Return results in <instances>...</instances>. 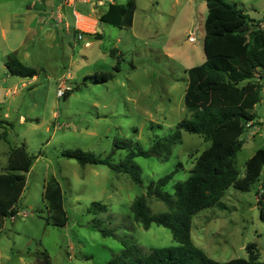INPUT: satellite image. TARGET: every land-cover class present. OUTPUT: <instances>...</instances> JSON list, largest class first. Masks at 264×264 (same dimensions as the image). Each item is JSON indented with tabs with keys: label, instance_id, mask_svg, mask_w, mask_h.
I'll list each match as a JSON object with an SVG mask.
<instances>
[{
	"label": "rangeland",
	"instance_id": "1",
	"mask_svg": "<svg viewBox=\"0 0 264 264\" xmlns=\"http://www.w3.org/2000/svg\"><path fill=\"white\" fill-rule=\"evenodd\" d=\"M132 2V26L114 27L99 20L109 6L0 0V175L11 173L26 181L18 214L4 219L0 228V264H44L46 257L49 264H109L134 246L144 256L178 247L170 230L157 225L145 230L135 222L132 206L145 197L152 214L167 212L164 203L147 198L148 187L176 172L167 187L174 193V185L190 177L210 142L183 132L182 144L173 147L171 156L136 158L141 185L107 166H82L64 157L66 151L81 150L102 159L112 156V162L120 164L129 153L118 148L120 140L149 151L191 118L185 105L187 70L206 61V2L115 0L124 6ZM230 3L264 23V0ZM75 12L97 20L94 30L101 38L84 35L85 41H79ZM13 55L35 69L38 78L11 76L4 62ZM102 73L109 75V82L95 80ZM63 84L72 92L60 98ZM252 113L258 119L256 128L245 124L236 132L245 141L235 160L240 177L245 176L246 163L264 148V103ZM228 135L233 137V129ZM23 148L33 161L29 171ZM51 177L64 194L69 220L63 228L47 224L43 195ZM261 191L259 183L248 192L227 190L224 208L215 206L193 218V244L210 259L225 263L248 260L246 248L255 243L264 261ZM93 203L106 211L89 214ZM102 230L109 234L104 236Z\"/></svg>",
	"mask_w": 264,
	"mask_h": 264
},
{
	"label": "trees",
	"instance_id": "2",
	"mask_svg": "<svg viewBox=\"0 0 264 264\" xmlns=\"http://www.w3.org/2000/svg\"><path fill=\"white\" fill-rule=\"evenodd\" d=\"M204 1L208 9L203 45L206 61L187 70L185 105L191 118L180 122L174 134L158 139L149 151L134 146L132 141L120 140L118 148L129 151L120 164H114L112 156L102 159L81 150L64 152L65 158L82 166H107L117 173L131 175L141 185L140 170L134 163L136 158L171 156L173 147L182 144L183 132L210 142V146L196 159L190 177L174 185V193L167 191V187L173 182L176 172L148 187L147 198L164 203L167 212L152 214L145 197L137 199L132 206L135 222L145 230L153 225L170 230L178 247L155 249L144 256L134 246L128 249V253L113 258L109 264H264L255 243L246 248L248 260L219 263L197 248L191 238L193 218L215 206L224 208L221 201L230 188L248 192L253 184L259 183L262 191L257 195L264 199V148L246 163L244 177H240L235 165L237 154L245 145V141L238 138L240 133L236 134L237 128L258 120L252 112L257 105L264 103L263 23L251 20L230 0ZM135 11L134 2L128 6L114 4L103 13L100 21L114 27H131ZM6 68L14 77H38V72L26 66L16 55L8 58ZM95 80L107 83L110 77L104 73L96 74ZM232 129L234 135L230 138L228 132ZM22 155L29 171L33 161L25 148ZM25 188L24 179L11 173L0 175V228L4 219L18 214L16 207ZM43 198L49 212L47 224L65 227L69 219L63 190L56 178L51 177L45 183ZM260 202V217L264 222V204ZM105 211V206L93 203L88 213L98 215ZM95 226L99 227L97 223ZM101 232L104 236L109 234ZM44 264H49L47 257Z\"/></svg>",
	"mask_w": 264,
	"mask_h": 264
},
{
	"label": "built area",
	"instance_id": "3",
	"mask_svg": "<svg viewBox=\"0 0 264 264\" xmlns=\"http://www.w3.org/2000/svg\"><path fill=\"white\" fill-rule=\"evenodd\" d=\"M77 2H81L83 4L91 5V6H99V7L111 6L115 4V0H67L68 4L70 3L73 5H76ZM77 31H78V40L85 41V38H84L85 33H83L84 31L81 28H77ZM90 46H91L90 42L85 43L86 48H89ZM70 91H72V89L67 88L65 84H63L58 92V96L60 98H64L65 95ZM251 127L256 128L254 122H250L248 124V128H251Z\"/></svg>",
	"mask_w": 264,
	"mask_h": 264
},
{
	"label": "crops",
	"instance_id": "4",
	"mask_svg": "<svg viewBox=\"0 0 264 264\" xmlns=\"http://www.w3.org/2000/svg\"><path fill=\"white\" fill-rule=\"evenodd\" d=\"M67 1V0H66ZM67 5H73V4H68L67 3ZM102 15H103V13H102ZM101 15V16H102ZM75 16H76V18H77V21H76V30H77V28H81L83 31L84 30H86L87 32L85 33V35H97L99 38H101V35H99V34H97L96 33V31L94 30V28L96 27V25H97V20H93V19H88V17H84V16H82L81 14H79V13H77V12H75ZM100 16V17H101ZM100 17H99V20H100ZM79 19V20H78ZM82 20H87V22L86 23H83V24H80V21H82ZM83 22H85V21H83ZM262 26H263V28H264V23L262 24ZM84 27V28H83ZM49 35L52 37V39L53 38H55V34H54V31H51L50 33H49ZM7 60H8V58H7ZM7 60L4 62V64H5V67H6V62H7ZM21 60V59H20ZM22 61V60H21ZM23 62V61H22ZM24 63V62H23ZM38 77H35L34 78V80H36Z\"/></svg>",
	"mask_w": 264,
	"mask_h": 264
},
{
	"label": "bare ground",
	"instance_id": "5",
	"mask_svg": "<svg viewBox=\"0 0 264 264\" xmlns=\"http://www.w3.org/2000/svg\"><path fill=\"white\" fill-rule=\"evenodd\" d=\"M79 20V19H78ZM83 21H85V22H83ZM87 22V20H82V21H80V24H83V23H86ZM84 28V27H83Z\"/></svg>",
	"mask_w": 264,
	"mask_h": 264
}]
</instances>
